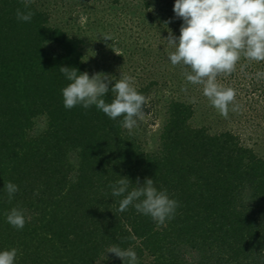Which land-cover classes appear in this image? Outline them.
Masks as SVG:
<instances>
[{
    "label": "trees",
    "instance_id": "16d2710c",
    "mask_svg": "<svg viewBox=\"0 0 264 264\" xmlns=\"http://www.w3.org/2000/svg\"><path fill=\"white\" fill-rule=\"evenodd\" d=\"M41 1L33 0L34 16L23 22L15 15L22 0H0V251L16 248L14 264H96L102 257L103 264H124L106 253L112 245L134 250L138 264H264V158L232 129L194 126L195 103L175 95L167 99L154 151L120 126L122 117L112 120L95 106L66 109L61 90L70 81L59 68L95 73L83 60V39L52 25ZM141 3L150 28L166 43L169 32L180 35L175 0ZM47 42L63 53L48 54ZM164 59L169 68L161 81L135 87L139 93L172 85L201 95L202 85L183 75L190 69ZM258 71H264V61L242 57L225 77L234 89L245 80L248 94L264 98ZM113 96L109 91L104 99L111 102ZM42 115L45 129L31 135ZM121 177L131 181L130 190L137 178L141 184L152 178L178 201L174 218L161 225L133 205L120 212L122 197L113 196L109 185ZM8 182L19 188L11 202L4 190ZM13 207L25 212L22 230L6 222L4 213ZM182 246L200 258L185 261L178 254Z\"/></svg>",
    "mask_w": 264,
    "mask_h": 264
},
{
    "label": "clouds",
    "instance_id": "9594fccd",
    "mask_svg": "<svg viewBox=\"0 0 264 264\" xmlns=\"http://www.w3.org/2000/svg\"><path fill=\"white\" fill-rule=\"evenodd\" d=\"M32 2L22 0V7L15 12L18 21L32 20ZM173 11L183 23L178 37L169 32L167 41L174 51L168 54V59L173 66L190 69L183 73L186 81L202 85L203 95L211 106L227 119L230 105L232 111H239L240 106L235 103V89L218 83L217 77L231 75L242 57L264 61V0H175ZM102 38L111 41L110 35L104 34ZM59 71L70 81L61 90L66 109L77 105L84 109L95 106L112 120L122 117L120 126L129 131L137 126L138 119L143 118L146 97L135 88L131 77L120 76L116 80L104 73L90 76L87 71L80 73L76 68L63 66ZM255 75L262 79L264 71ZM113 80L114 86L110 87ZM109 91L114 96L111 102H106L104 97ZM130 184L127 177H121L109 185L113 196L122 197L120 212L133 205L137 212L161 225L174 218L178 201L170 198L166 189L158 190L152 178H145L143 184L137 178L131 190ZM4 190L11 202L19 188L8 182ZM4 215L12 227L24 228L26 217L22 208L13 207ZM17 251L16 248L0 251V264H14ZM106 253L115 254L124 264H138L137 253L131 248L112 245Z\"/></svg>",
    "mask_w": 264,
    "mask_h": 264
},
{
    "label": "rangeland",
    "instance_id": "374dc122",
    "mask_svg": "<svg viewBox=\"0 0 264 264\" xmlns=\"http://www.w3.org/2000/svg\"><path fill=\"white\" fill-rule=\"evenodd\" d=\"M42 7L51 13V23L66 30L69 34L83 39L81 46L83 60L94 73H104L116 80L129 76L135 87L145 86L152 79H160L167 71L165 65L168 54L174 49L161 37L156 27L150 28L147 10L142 0H42ZM155 14L162 11L155 7ZM158 20V19H157ZM157 31L158 33H156ZM156 33V34H153ZM104 34L111 36L104 40ZM174 48V47H173ZM45 51L50 55L63 53L57 43L47 42ZM121 54L118 55L117 53ZM179 69V68H178ZM173 72L177 67L171 68ZM226 75H220L218 83L232 86ZM177 83V80L173 82ZM243 81V80H242ZM115 80H113L114 86ZM245 80L238 83L239 91L235 103L239 111L230 110L224 118L211 106L202 94L194 93L191 88H173L171 85H155L145 95L144 115L138 119L137 126L130 132L136 135L145 150L159 147V134L165 123L167 99L175 95L195 103V114L191 119L194 126H207L211 132L232 129L240 134L243 143L264 158V98L256 93H247ZM250 90V89H249ZM191 94V95H190ZM45 116L37 117L31 135H37L46 127ZM178 254L185 261L195 262L200 258L197 250L182 246ZM149 259V257H147ZM100 258L96 264H103Z\"/></svg>",
    "mask_w": 264,
    "mask_h": 264
}]
</instances>
